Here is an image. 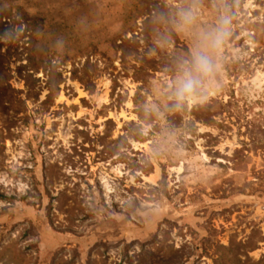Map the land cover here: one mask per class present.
I'll list each match as a JSON object with an SVG mask.
<instances>
[{
  "label": "rangeland",
  "instance_id": "1",
  "mask_svg": "<svg viewBox=\"0 0 264 264\" xmlns=\"http://www.w3.org/2000/svg\"><path fill=\"white\" fill-rule=\"evenodd\" d=\"M0 264H264V0H0Z\"/></svg>",
  "mask_w": 264,
  "mask_h": 264
},
{
  "label": "clouds",
  "instance_id": "2",
  "mask_svg": "<svg viewBox=\"0 0 264 264\" xmlns=\"http://www.w3.org/2000/svg\"><path fill=\"white\" fill-rule=\"evenodd\" d=\"M183 19L186 22L189 21L191 19L190 12L183 13ZM224 35L225 33L223 30H217L215 33L210 34L212 49H218L221 46ZM193 64L196 73L203 77L211 76L216 69L211 52L201 51L195 53L193 57ZM200 84L201 81L196 77L186 76L184 79H182L176 90L177 102L179 103L186 97L192 95L196 91L197 87L200 86ZM175 106L178 105H174V107Z\"/></svg>",
  "mask_w": 264,
  "mask_h": 264
}]
</instances>
